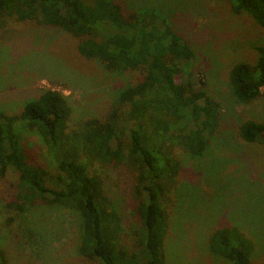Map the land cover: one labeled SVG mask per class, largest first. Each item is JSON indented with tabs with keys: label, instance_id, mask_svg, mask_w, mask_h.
<instances>
[{
	"label": "trees",
	"instance_id": "obj_1",
	"mask_svg": "<svg viewBox=\"0 0 264 264\" xmlns=\"http://www.w3.org/2000/svg\"><path fill=\"white\" fill-rule=\"evenodd\" d=\"M134 1L0 0V40L13 43L27 36L42 42L41 33L46 39L53 35L49 57L65 46L74 58L71 69L93 61L116 82L125 74L137 80L117 91L103 115L83 121L74 122L67 98L51 90L40 91L13 114L0 107V179L8 167L18 174V197L4 202L10 221L32 212L34 203L69 210L81 222L78 254L96 264H166L165 205L172 204L179 170L173 150L177 145L191 158L203 157L224 117L218 103L184 79L195 69L189 62L194 51L182 28L174 26L178 17L164 12L156 0L132 8ZM225 1L235 16L250 18L264 32V0ZM18 25H27L21 36ZM254 49V65L236 64L227 75L238 105L258 99L264 104V46ZM5 97L14 98L5 93L0 99ZM237 128L243 144H264V122L246 120ZM25 136L45 149L46 167L25 159ZM117 167L135 176L141 226L133 232L137 246L131 252L119 244L120 216L98 174ZM225 223L210 234V253L227 264H264V257L254 259L256 241L264 242ZM5 260L0 248V264Z\"/></svg>",
	"mask_w": 264,
	"mask_h": 264
},
{
	"label": "rangeland",
	"instance_id": "obj_2",
	"mask_svg": "<svg viewBox=\"0 0 264 264\" xmlns=\"http://www.w3.org/2000/svg\"><path fill=\"white\" fill-rule=\"evenodd\" d=\"M156 3L164 12L178 17L174 26L178 24L191 42L194 58L189 62L195 69L191 77L184 79L218 103L224 116L218 133L209 138L210 146L203 157L191 158L177 145L173 150L179 170L169 196L172 204L165 205V263L227 264L212 255L208 246L210 234L221 223L236 224L248 237L257 235L264 242V144H243L237 128L246 120L264 122V104L258 99L238 105L227 86V75L234 65H254V47L264 46V32L250 18L235 16L225 0ZM142 5V0H135L132 8ZM24 27H15L18 35ZM40 36L42 42L27 36H18L13 43L6 38L0 40V97L5 93L10 97L21 95L0 99V107H7V113L17 112L40 91L51 90L67 98L74 122L83 121L103 115L117 91L137 81L125 74L116 82L93 61H85L73 70L70 66L74 58L68 48L61 46L54 58L49 57L47 50L55 44V37ZM23 155L37 166L46 167L48 162L45 149L33 136L24 137ZM98 174L113 202L112 209L120 216L119 244L131 252L137 246L133 232L141 226L136 212L139 203L133 193L134 173L117 167ZM17 182L18 174L8 167L0 179V248L6 254V264H96L78 254L81 222L71 211L34 203L32 212L27 210L21 218L10 221L13 216L7 215L5 203L17 199ZM256 246L254 259L260 261L264 244L256 241Z\"/></svg>",
	"mask_w": 264,
	"mask_h": 264
}]
</instances>
